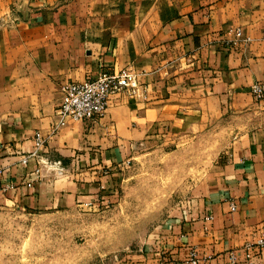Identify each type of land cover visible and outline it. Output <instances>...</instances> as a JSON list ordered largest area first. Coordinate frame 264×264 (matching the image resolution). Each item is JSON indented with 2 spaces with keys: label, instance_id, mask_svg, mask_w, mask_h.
Instances as JSON below:
<instances>
[{
  "label": "crops",
  "instance_id": "0c3cea01",
  "mask_svg": "<svg viewBox=\"0 0 264 264\" xmlns=\"http://www.w3.org/2000/svg\"><path fill=\"white\" fill-rule=\"evenodd\" d=\"M127 67L141 97L115 96L103 118L55 130L62 85ZM257 83L264 0H0V206L104 210L119 202L137 155L188 145L205 172L117 264H182L192 250L200 264H264V251L247 259L244 249L264 234Z\"/></svg>",
  "mask_w": 264,
  "mask_h": 264
},
{
  "label": "rangeland",
  "instance_id": "374dc122",
  "mask_svg": "<svg viewBox=\"0 0 264 264\" xmlns=\"http://www.w3.org/2000/svg\"><path fill=\"white\" fill-rule=\"evenodd\" d=\"M200 157L188 145L137 155L119 202L104 210L39 213L0 206V264H117L166 224L205 172Z\"/></svg>",
  "mask_w": 264,
  "mask_h": 264
},
{
  "label": "built area",
  "instance_id": "2783aa9c",
  "mask_svg": "<svg viewBox=\"0 0 264 264\" xmlns=\"http://www.w3.org/2000/svg\"><path fill=\"white\" fill-rule=\"evenodd\" d=\"M241 31H236L235 36L241 37ZM247 42L249 39L246 40ZM142 84L138 75L129 67L118 72H108L101 70L94 77L84 81L70 82L60 87L62 96L61 104L57 109V115L60 118L59 127L64 126L66 120L80 122H94L103 118L109 109L110 102L113 97L126 94L131 98L141 97ZM252 95L260 100L264 97V84L257 83L251 87ZM35 140L39 147L43 146V139L37 133ZM32 156L38 158L37 153ZM22 163L28 165V158L23 157ZM46 164L51 169L61 173L63 166L61 161L51 162L43 158H38V165ZM230 211L236 212L237 205L235 202H230ZM259 249L261 253L264 251V234L254 244H247L246 258L255 257L254 250ZM235 254H231L232 263L236 261ZM200 258L196 250H192L189 260L182 264H200Z\"/></svg>",
  "mask_w": 264,
  "mask_h": 264
}]
</instances>
